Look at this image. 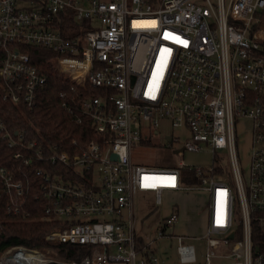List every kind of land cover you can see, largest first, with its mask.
<instances>
[{
    "label": "built area",
    "instance_id": "2783aa9c",
    "mask_svg": "<svg viewBox=\"0 0 264 264\" xmlns=\"http://www.w3.org/2000/svg\"><path fill=\"white\" fill-rule=\"evenodd\" d=\"M69 18L85 25L62 27ZM31 45L55 52L45 62L71 82L61 105L77 123L90 121L84 141L73 137L61 148L30 119L46 82ZM87 86L97 91L82 95ZM0 92L27 124L12 131L0 118L16 160L0 165V221L29 219L34 194L39 218L55 223L45 240L78 247L71 258L30 248L49 253L45 264H159L153 239L137 244L134 198L153 190L161 203L165 189L193 188L208 194L204 264H264L252 241V220L264 213V0H0ZM244 116L252 121L247 181L235 141ZM160 119L188 129L175 154L225 148L231 175L220 157L206 167L134 161L135 147L152 145ZM178 217L172 208L165 227ZM174 237L180 261H194L186 235ZM14 247L25 246L1 252Z\"/></svg>",
    "mask_w": 264,
    "mask_h": 264
},
{
    "label": "rangeland",
    "instance_id": "374dc122",
    "mask_svg": "<svg viewBox=\"0 0 264 264\" xmlns=\"http://www.w3.org/2000/svg\"><path fill=\"white\" fill-rule=\"evenodd\" d=\"M159 133L152 135V145L135 147L132 152L133 160L151 166H168L177 164L179 159L190 167L201 165L206 167L210 164L217 165V157L223 158L221 163L226 166V170L231 175V168L228 153L225 148L216 149L211 152L205 145L198 150H183L180 154H175L174 149L181 146L189 138L186 127L172 126L168 120L160 119ZM235 141L238 163L242 178L247 181L249 178V168L252 148V121L249 117H240L235 128ZM166 133L173 135L170 143L166 140ZM192 181V179H191ZM197 184V180L191 182ZM233 186V181H230ZM235 194V216L238 215V202ZM207 202L208 194L202 189L181 190L179 192L165 189L162 193V202H155L153 190L138 191L134 198L135 206V226L137 236L143 239V246L147 240L153 239L149 246L160 259L159 264H204L205 232L207 224ZM175 206V207H174ZM177 211L179 217L175 223L169 226L164 225L163 217L172 211ZM159 227H165V235L156 238V231ZM175 233L186 235L185 241L194 245V261H180L176 249L177 241ZM43 251V250H41ZM44 252V251H43ZM45 253L49 254L47 251Z\"/></svg>",
    "mask_w": 264,
    "mask_h": 264
},
{
    "label": "trees",
    "instance_id": "16d2710c",
    "mask_svg": "<svg viewBox=\"0 0 264 264\" xmlns=\"http://www.w3.org/2000/svg\"><path fill=\"white\" fill-rule=\"evenodd\" d=\"M64 25L80 30L85 24H77L72 18H69L68 21L63 23L62 27ZM66 34L71 35L70 32H66ZM26 50L34 64L46 75V82L38 91L36 105L33 111L28 113L30 119L41 128L47 139L57 141L61 148L69 144L73 137L78 138L80 142L84 141L92 132L90 121L87 119L77 123L73 114L69 113L61 105L62 98L59 93L62 90H66L70 94L71 82L67 77L60 74L54 66L45 62V58L55 54V52L45 47L33 45L26 46ZM96 91L97 89L87 86L86 89L81 90V94L87 95ZM0 118L12 131L27 126L23 115L10 101L2 98L1 92ZM28 130L30 129L28 128ZM13 150L12 147L8 146L6 140L0 137V165H11L16 162L12 157ZM38 201V199H34V194L29 196V219H3L0 221V252L7 247L20 245L28 248L49 250L57 258L77 257L78 255H74L73 251L78 249V247L45 240V233L55 227V223L39 218L42 203H38L39 209H35L36 206L33 205ZM3 214V209L0 208V215ZM259 214L263 216L262 219L257 217L252 220V241L254 247L264 250V213L259 212ZM136 240L139 246L143 244L141 236H137Z\"/></svg>",
    "mask_w": 264,
    "mask_h": 264
},
{
    "label": "bare ground",
    "instance_id": "6f19581e",
    "mask_svg": "<svg viewBox=\"0 0 264 264\" xmlns=\"http://www.w3.org/2000/svg\"><path fill=\"white\" fill-rule=\"evenodd\" d=\"M3 264H45L50 255L45 251L25 247H14L1 253Z\"/></svg>",
    "mask_w": 264,
    "mask_h": 264
},
{
    "label": "water",
    "instance_id": "95a60500",
    "mask_svg": "<svg viewBox=\"0 0 264 264\" xmlns=\"http://www.w3.org/2000/svg\"><path fill=\"white\" fill-rule=\"evenodd\" d=\"M166 139H167L168 141H170V140H171L170 135H167V136H166ZM113 156H114V155H113ZM230 236H232V234H230Z\"/></svg>",
    "mask_w": 264,
    "mask_h": 264
},
{
    "label": "snow or ice",
    "instance_id": "6c2138e0",
    "mask_svg": "<svg viewBox=\"0 0 264 264\" xmlns=\"http://www.w3.org/2000/svg\"><path fill=\"white\" fill-rule=\"evenodd\" d=\"M171 179H175L174 177H172Z\"/></svg>",
    "mask_w": 264,
    "mask_h": 264
},
{
    "label": "crops",
    "instance_id": "0c3cea01",
    "mask_svg": "<svg viewBox=\"0 0 264 264\" xmlns=\"http://www.w3.org/2000/svg\"><path fill=\"white\" fill-rule=\"evenodd\" d=\"M175 207V206H174ZM175 209V208H174Z\"/></svg>",
    "mask_w": 264,
    "mask_h": 264
}]
</instances>
